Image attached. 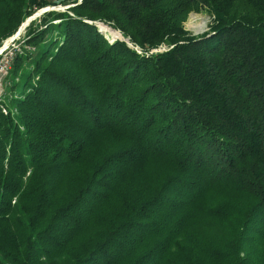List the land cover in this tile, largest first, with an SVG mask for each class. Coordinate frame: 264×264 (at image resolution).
Listing matches in <instances>:
<instances>
[{"label": "trees", "instance_id": "obj_1", "mask_svg": "<svg viewBox=\"0 0 264 264\" xmlns=\"http://www.w3.org/2000/svg\"><path fill=\"white\" fill-rule=\"evenodd\" d=\"M57 1L0 0V47L31 19L35 49L0 102V264H264V0Z\"/></svg>", "mask_w": 264, "mask_h": 264}, {"label": "built area", "instance_id": "obj_2", "mask_svg": "<svg viewBox=\"0 0 264 264\" xmlns=\"http://www.w3.org/2000/svg\"><path fill=\"white\" fill-rule=\"evenodd\" d=\"M29 24L30 21L28 20L20 27L15 35L7 39L0 47V102L4 98L3 83L10 75L15 61L18 58L26 57L35 51V49L27 43L26 39V28ZM127 44L130 48L135 49L138 53H142L137 47H134L131 43H129V41H127ZM166 51L167 47L161 46L158 49L152 50L150 54H158ZM1 109L5 115L8 114V109L4 105L1 106Z\"/></svg>", "mask_w": 264, "mask_h": 264}, {"label": "rangeland", "instance_id": "obj_3", "mask_svg": "<svg viewBox=\"0 0 264 264\" xmlns=\"http://www.w3.org/2000/svg\"><path fill=\"white\" fill-rule=\"evenodd\" d=\"M55 10L62 11L63 8H62V6H58L55 8ZM195 17H198L199 19L205 20L203 27H202V25L200 26V24L199 25L193 24ZM211 17L212 16L209 15L208 12H206V11H202V12H194L193 11L189 14V16L187 18V21L185 23V28L187 31H189L194 36L203 35L204 33H206L210 29V26L213 23V20L211 21ZM103 30L106 32V35H107L106 37L108 39H111L110 33H114V32L107 26H104ZM120 35H121V33H120ZM7 84H8L7 81H5L3 83L4 97L7 96V94H8Z\"/></svg>", "mask_w": 264, "mask_h": 264}, {"label": "water", "instance_id": "obj_4", "mask_svg": "<svg viewBox=\"0 0 264 264\" xmlns=\"http://www.w3.org/2000/svg\"><path fill=\"white\" fill-rule=\"evenodd\" d=\"M57 4H58V6H60L61 5V3H62V0H59V1H57L56 2ZM52 8H47V9H44V10H42V11H40L39 13H37L36 15H34V17L33 18H36V17H38V16H40L41 14H43V13H45V12H48V11H50ZM29 21H31V19L29 20ZM103 25V26H102ZM98 26H99V28H100V31L101 32H103V33H106L104 30H103V27L104 26H106V25H104V24H102V23H99L98 24ZM108 27V26H107ZM110 28V27H109ZM114 33H118L119 35H120V33L118 32V31H116V30H114V29H112V28H110ZM107 36V35H106ZM110 41L111 42H113V41H115V40H124L123 39V37L120 35V36H114L112 33H110ZM109 37V36H108Z\"/></svg>", "mask_w": 264, "mask_h": 264}, {"label": "bare ground", "instance_id": "obj_5", "mask_svg": "<svg viewBox=\"0 0 264 264\" xmlns=\"http://www.w3.org/2000/svg\"><path fill=\"white\" fill-rule=\"evenodd\" d=\"M204 22H205V20L204 19H199L198 17H195L194 18V22H193V24H200V26L202 25V27L204 26ZM114 36H120L118 33H112Z\"/></svg>", "mask_w": 264, "mask_h": 264}]
</instances>
